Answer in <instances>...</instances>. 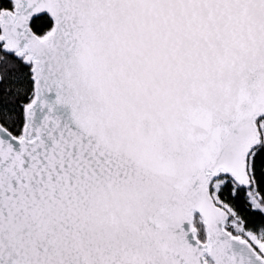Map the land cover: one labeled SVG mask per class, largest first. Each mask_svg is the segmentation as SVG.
Instances as JSON below:
<instances>
[{"label":"snow or ice","instance_id":"obj_1","mask_svg":"<svg viewBox=\"0 0 264 264\" xmlns=\"http://www.w3.org/2000/svg\"><path fill=\"white\" fill-rule=\"evenodd\" d=\"M0 264H264V0H0Z\"/></svg>","mask_w":264,"mask_h":264}]
</instances>
